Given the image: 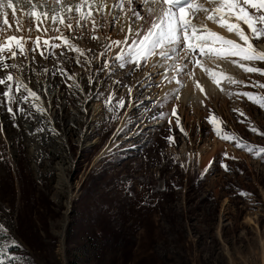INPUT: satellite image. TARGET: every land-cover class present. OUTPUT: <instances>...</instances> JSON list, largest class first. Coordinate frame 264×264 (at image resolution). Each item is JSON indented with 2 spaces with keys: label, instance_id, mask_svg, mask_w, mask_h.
Returning a JSON list of instances; mask_svg holds the SVG:
<instances>
[{
  "label": "rangeland",
  "instance_id": "1",
  "mask_svg": "<svg viewBox=\"0 0 264 264\" xmlns=\"http://www.w3.org/2000/svg\"><path fill=\"white\" fill-rule=\"evenodd\" d=\"M18 13L21 31L11 10V28L0 17L5 29L0 41L26 40L28 59L18 53L15 62L24 65L22 79L39 96L34 103L46 111L41 115L30 102L23 105L27 118L13 117L0 107V261L264 264V109L247 97L228 95H264V88L251 86L253 81L264 84V75L246 73L231 62L238 58H228L220 60L234 64L232 77L243 83L218 86L210 78L209 94H185L183 82L201 69L189 64L184 71L192 74L178 77L183 87L173 81L170 90L165 81L145 88L160 83L161 69L151 64L139 71L131 65L120 69L115 62L111 71L102 68L116 50L105 45L125 39L119 24L97 29L98 40L91 39L90 23L82 38L61 27L89 56L106 53L82 68L74 52L60 56L63 47L55 49L62 63L48 55L43 40L59 35L43 31L51 26L50 18L42 20L39 33L29 32L28 17ZM199 20L212 31L226 30L206 22L203 13ZM37 35L41 47L32 52ZM252 42L264 51V39ZM255 66L264 69V62ZM61 67L66 74H60ZM177 88L179 100L172 95ZM213 114L215 127L209 122ZM37 128L45 131L37 133ZM62 172L67 183L61 181Z\"/></svg>",
  "mask_w": 264,
  "mask_h": 264
},
{
  "label": "snow or ice",
  "instance_id": "2",
  "mask_svg": "<svg viewBox=\"0 0 264 264\" xmlns=\"http://www.w3.org/2000/svg\"><path fill=\"white\" fill-rule=\"evenodd\" d=\"M134 4L135 0H114L111 11L105 12V9L109 7L108 0H51V2L44 0L43 3L41 0H0V17L3 18L2 24L11 28L8 20L9 10H11L16 30L21 31L23 21L17 18V12H23L29 19L28 31L35 30L37 33L41 31L42 20L50 18L51 26L44 28L43 31H54L59 35L43 40V45L48 49V55L62 63L60 57L56 56L55 49L63 47L65 51H62L60 56L66 57L68 53L74 52L76 54L75 62L82 68L85 67V64L91 66L94 59L105 57L106 53H100L99 57L89 56L84 49L63 34L61 27L73 32H80L81 36L77 38H82L90 23V30L93 33L91 39L98 40L99 37L95 35L97 29L108 27L109 23L115 28L123 18L127 25L125 39L112 40L110 44L105 45L107 50H111L115 45L120 51L112 60L105 59L102 68L111 71L112 63L115 62L120 69L131 65L135 71H139L141 67H148L149 64L153 68L161 69L160 83L145 85V88L149 86L161 87L165 81L169 84L175 81L177 85L183 87L178 77L181 74H192L190 71H184L189 64L209 72L213 82L218 86L223 81L233 85L243 83L224 72H215L206 68L202 58L209 60L238 58L231 62L237 64L244 72L264 75V69L255 66L256 61L264 62V51H260L252 42L264 39V0H142L140 7L145 14L134 7ZM74 10L75 15L73 14ZM128 12H131V16L128 15ZM201 13L204 14V20L212 21L220 28L226 29L227 32L235 34L238 40L228 39L209 29L206 23L199 20ZM108 17H111V21ZM194 20L198 22L194 23ZM33 22L35 28H33ZM74 24L75 27H73ZM3 31L5 29L0 26V33ZM120 31H125L124 25H120ZM55 40L62 41V44L52 43ZM25 43L26 40L23 37L16 36L8 37L6 41H0V72H3V75H0V87L4 89L0 92V97L3 98L0 101V107H4L5 111L13 117L19 113L27 118L30 114L23 107L24 104L32 102L31 106L41 115L46 110L34 103L40 98L22 79L24 65L15 62L18 53L28 59ZM40 47L41 39L37 35L31 51L35 52ZM6 52L11 55L6 57L3 55ZM40 55L45 59L48 58L43 50ZM81 58H83V63ZM9 59L14 62L7 63ZM32 59L34 60V57ZM182 60H187V63L182 64ZM243 62H249V64ZM10 70H15V72ZM42 71L47 73L49 70L45 68ZM170 72L175 74L169 77ZM60 74H66V69L61 67ZM67 78L75 79V76L69 74ZM76 86L80 87L78 82ZM196 86L201 92H204L199 83ZM251 86L264 88V84L256 81H253ZM221 91H224L222 87ZM128 93L131 96V87H128ZM178 93L179 88L172 93L176 100L180 98ZM228 95L247 97L248 100L264 109V95L251 92H230ZM105 99L106 103L111 106V101L107 97ZM116 104L117 107L122 108L124 101L119 100ZM13 105H16L15 111ZM240 114L245 115L243 112ZM214 121H218V118L213 114L209 122L214 123ZM219 123L223 122L219 121ZM251 130L258 131L255 127ZM43 131H45L44 128L36 129L37 133ZM217 135H222V132L217 130ZM223 138L227 139L228 137ZM237 146L244 147L239 142H237ZM260 151L264 153V149ZM225 168L228 170L227 166ZM0 264H4V262L0 261Z\"/></svg>",
  "mask_w": 264,
  "mask_h": 264
},
{
  "label": "bare ground",
  "instance_id": "3",
  "mask_svg": "<svg viewBox=\"0 0 264 264\" xmlns=\"http://www.w3.org/2000/svg\"><path fill=\"white\" fill-rule=\"evenodd\" d=\"M141 2L142 0H135V3H138L137 6H134L136 7L138 10H140L141 12L144 13V10L140 7L141 5ZM114 3V0H108V5L109 7L105 9V12H108V11H111V5ZM18 14H21L24 16L23 12H19ZM145 14V13H144ZM128 15L131 16V12H128ZM203 17V16H201ZM44 20V19H43ZM208 22V21H206ZM211 22V21H209ZM142 23V22H141ZM212 23V22H211ZM210 24V23H209ZM208 24V25H209ZM120 25H124L125 26V31L122 32L124 33L125 35L127 34V25H126V22H125V19H121L120 20V24L118 25V27L120 28ZM207 25V23H206ZM211 25V24H210ZM214 25V24H213ZM212 26V25H211ZM210 27V26H209ZM208 27V28H209ZM215 27V25L213 26ZM43 29V26L41 24V30ZM118 29V28H117ZM210 29V28H209ZM213 29V28H212ZM216 31L225 36L226 38H234L235 40H238V38L235 36V34L233 33H228L226 30H217ZM233 39V40H234ZM120 51V49H117L115 50V54L113 55V57ZM203 64L206 68L208 69H212L213 71L215 72H224L226 74H229L230 76L233 75V69H235V66L234 64H230V62L228 61H224V60H220V59H216V60H204L203 61ZM157 69V68H156ZM198 71H196V76L195 78L193 79H188L185 77V80H187L186 82H183L184 80L182 78H180V80H182L181 82L184 83L185 87H186V93H189L191 92V94L194 96V97H198L200 96L203 92L199 91V89L197 88V83H199L203 89L205 90V93H208V92H212L213 91V88L211 86V83H210V78H211V74L207 71H205L203 68L201 69H197ZM195 74V73H193ZM212 80V79H211ZM210 83V84H209ZM168 85L170 86V90H173V86L171 84L168 83ZM174 85V84H173ZM195 88H197L195 90ZM214 93V92H213ZM204 94V93H203ZM209 94V93H208ZM185 97H187V95H185L183 98L185 99ZM193 100V99H192ZM201 101V100H200ZM60 178H61V181L62 183H67L65 182L66 179L64 177V172H62V174L60 175Z\"/></svg>",
  "mask_w": 264,
  "mask_h": 264
}]
</instances>
